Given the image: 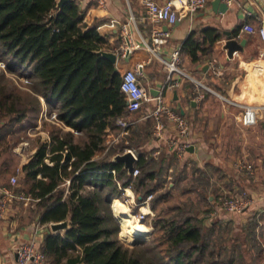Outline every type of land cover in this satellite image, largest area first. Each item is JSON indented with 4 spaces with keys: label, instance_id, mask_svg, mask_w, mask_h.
<instances>
[{
    "label": "trees",
    "instance_id": "obj_1",
    "mask_svg": "<svg viewBox=\"0 0 264 264\" xmlns=\"http://www.w3.org/2000/svg\"><path fill=\"white\" fill-rule=\"evenodd\" d=\"M58 1L0 0V61L5 60L10 71L27 73L33 91L49 110L78 132L59 126L49 141L37 147L20 176L25 194L36 199L35 213L42 222L69 219L65 235L49 234L41 244L47 263L259 264L264 256L259 230L263 214H253L237 225L221 219L207 223L210 209H201L198 203L209 202L203 191L211 185L210 172L186 162L178 167L170 148L154 156L155 148L143 146L152 136L150 118L130 126L124 141L106 150L105 136L117 131L116 119L135 117L127 111L120 90L122 73L129 65L123 59L113 63L96 52L103 48L104 37L93 26L85 28L79 0H66L62 7ZM221 35L216 25L195 27L180 53H187L193 63L199 61L204 44ZM18 90L10 80L0 84V138L3 128L22 120L29 108L39 112L43 106L38 96L29 100ZM125 146L137 152L136 176L123 162L113 160ZM185 179H190V186L182 192H198V201L177 203L166 213L158 210ZM127 186L137 201L154 194L150 244L127 245L118 236L110 204L115 198L124 199Z\"/></svg>",
    "mask_w": 264,
    "mask_h": 264
},
{
    "label": "crops",
    "instance_id": "obj_2",
    "mask_svg": "<svg viewBox=\"0 0 264 264\" xmlns=\"http://www.w3.org/2000/svg\"><path fill=\"white\" fill-rule=\"evenodd\" d=\"M156 1L163 3L167 0ZM79 4L85 13V28L93 26L99 31L104 37L103 48L117 52V62L120 60L122 23H127L136 42L144 37L151 45L155 28L168 30L170 32L168 43L160 45L159 49L160 55L167 60L171 59L175 49L180 50L181 44L193 28L216 25L222 29V35L218 39L211 44L209 42L204 44L205 51L200 53L201 60L193 63L187 53H180L178 64L184 73H177L174 76L173 82H178L176 86L169 85L165 65L147 47L133 50L123 61L129 65L128 68H133L135 63L151 58L149 62L143 64L146 76L142 82L149 84L148 87L144 85L147 91L152 95L161 93L176 113L183 114L189 119L191 146L183 159L177 156L176 158L178 167L186 162L210 172L211 185L203 191L204 195L209 196V202L205 204L206 208L210 209L206 213V222L221 219L224 222L236 221L242 224L246 223L253 214H263L259 230L260 236L264 235V130L262 127L264 39L259 31L243 30V25L247 22L252 23L256 28L260 27V19L264 16V0H236L228 5L229 10L226 12L216 11L210 0L205 8L193 15L186 14L173 25H168L164 21L151 22L146 17V10L141 0H103L102 2L79 0ZM248 10L252 14H248ZM227 33H231L238 41L245 40L244 49L235 50L232 56H229L224 48L228 38ZM212 57L217 58L224 69L223 76H215L209 66L205 68ZM176 90L177 99L174 96ZM250 104L259 106L258 121L247 125L241 116L245 106ZM153 106L149 105V107ZM147 107L148 104L144 109ZM132 114L136 117L141 112ZM148 118L154 125L156 124L154 117ZM161 119L167 122L163 136L160 138L151 136L143 145L147 148H155V151L159 150V152L169 149L167 140L176 134L175 124L166 119L165 113H161ZM58 122L64 130L71 129L78 135V132L70 126H66L60 120ZM37 147L35 145L32 148L14 149L12 153L10 152V157L14 160L13 164L10 160H1L0 153V186L10 185V177L16 174L18 182L15 188L24 192L20 186V176L23 175V166L29 162ZM134 152L137 156V152ZM158 155L159 153L154 156ZM238 159L253 162L254 173L249 175L237 171L234 162ZM171 177L169 175V178ZM229 193L248 195L253 197L254 201L243 212L230 213L220 209L213 216L211 213L216 210L219 197ZM197 195L199 198L198 192ZM134 197L136 198L135 193ZM35 206L36 199L30 196L28 199H15L8 205L3 216L0 215V264H17L15 248L19 242L37 239L41 245L49 234L65 235V229L52 231L51 222H42L40 215L35 213ZM261 243L264 246L262 240Z\"/></svg>",
    "mask_w": 264,
    "mask_h": 264
},
{
    "label": "built area",
    "instance_id": "obj_3",
    "mask_svg": "<svg viewBox=\"0 0 264 264\" xmlns=\"http://www.w3.org/2000/svg\"><path fill=\"white\" fill-rule=\"evenodd\" d=\"M98 1L102 2L103 0ZM234 1L236 0H221V2H224L227 5L233 3ZM141 2L145 7L146 17L151 22L156 23L164 21L168 25H173L176 21L182 19V17H184L186 14L193 15L197 11L205 8L210 0H167L163 3H159L156 0H141ZM248 14H252V12L248 10ZM243 26V30L247 32L259 31L262 38L264 39V16H262L260 19L259 28H256V26L249 22H247ZM121 29L122 44L119 52L120 59H127L131 52L135 49H139L140 47H147V49L154 55L158 56L163 65H165L168 71L167 80L169 85L176 86L178 82H173V79L175 78L174 74L184 73L178 64L180 50L175 49L172 52L170 60L164 59L159 53V49L161 47L160 45L168 43L170 32L161 27L155 28L152 33L151 45L144 37H142L139 42H136L127 23H122ZM150 60L151 58L143 59L142 62L135 63V66L133 68H125L122 73L120 90L124 94L127 102L126 109L131 113L140 111L141 114L136 117L122 115L116 119L118 126L117 131H111L105 136L106 150H108L110 147L117 146L122 143L124 141V135L129 131V127L137 122H141L148 117H154L156 119V124L152 128L151 132L152 136L156 138L162 137L165 129L167 128V122L161 119V113H165L166 119L172 121L176 126V134L167 140V145L174 151L177 157L183 159L185 156L184 154L191 146V124L189 119H187L183 114H180L178 112L176 113L167 105L166 101L164 100V96L161 93H159L158 95H152L147 91L146 87L142 83V79L146 76L143 69V64L149 62ZM208 63L211 72L215 76L220 77L224 75L225 71L221 67V64L218 63L217 58L212 57V59H210ZM199 97L197 98L199 99ZM149 102H154L155 105L153 107L148 106L144 109L145 105ZM258 114L259 106L250 104L245 106V110L242 113L241 117L245 124L250 125L258 121ZM127 150H131L136 156L134 150L131 147L125 146L123 152ZM158 153L159 150L155 151L154 155H157ZM234 167L237 171L249 175H252L255 169L253 162L244 159H238L237 161H235ZM138 172V168H133L132 175L136 176ZM10 178V185L0 186V215L2 216L6 211L8 205L15 201V199L29 198V196H26L23 191L16 190L15 186L18 182L17 175H12ZM70 180H67L68 184L70 183ZM127 187L123 188L124 193ZM153 195L154 194L150 193L146 197L141 199V201H137L135 197L133 198V200L126 199L127 202L130 201L139 206L140 212L138 215L137 213H135V217L137 220L143 223L146 218L152 219L155 216V212L151 209V199ZM253 201V197L239 193H229L221 195L219 197L216 210H214L211 214L215 216L220 209L228 211L230 213L243 212L252 205ZM143 206L148 207L149 212L142 211L141 209L143 208ZM15 251L17 255V264H48L46 253L41 249V245L39 244L37 239H29L19 242L15 248Z\"/></svg>",
    "mask_w": 264,
    "mask_h": 264
},
{
    "label": "rangeland",
    "instance_id": "obj_4",
    "mask_svg": "<svg viewBox=\"0 0 264 264\" xmlns=\"http://www.w3.org/2000/svg\"><path fill=\"white\" fill-rule=\"evenodd\" d=\"M8 63L5 60H1L0 61V84H2L3 82L7 80H10L11 82H13L16 87L19 89L18 91L23 93L24 95H27L30 99L29 100H33L34 101V96H38V98L41 101V104H43L41 110L38 112L35 109L29 108L26 116L20 120V121H15L13 122L12 125H8L5 126L3 128V136L0 138V153H1V160H10V162L13 164L12 158L10 157V154L12 153V151H14V149H20V148H26V147H33V146H39L41 144V142L43 141H49L51 134L53 133V131H56L59 129V122H58V118L55 117L56 113L54 111H50L49 108L47 106V104H45L44 99H42L43 97L39 94H36L33 91V79L31 77L28 76V74L26 73H21L20 70H15V71H10L9 69H7ZM2 73L4 74L2 76ZM168 74V71H167ZM177 74V73H176ZM174 74V76L176 75ZM142 83H144V85H146L148 87V83L143 81ZM201 86V85H200ZM202 87V86H201ZM35 94V95H34ZM42 97V98H41ZM167 105L170 107V103L167 102ZM155 105L154 102H149V105ZM171 108V107H170ZM154 127V126H153ZM125 143H129V140H125ZM29 144V145H28ZM11 152V153H10ZM171 180V179H169ZM173 182H170V185ZM190 186V179H185L183 180V182H181L179 188H175L173 189V195L171 197V199L168 202H163L161 203V205H159L158 210L163 211V212H168L169 207H171L172 205H175L177 203L180 202H184V201H190L189 199L193 200L194 202L198 201L197 198V192H192V193H184L182 192V189L187 188ZM134 195V193H133ZM115 199H119V198H115ZM114 199V200H115ZM129 200V196L127 194V191H125L124 194V199L121 200L123 202H126L127 205L129 204L131 207V211L135 214L137 213V215L139 214V206L135 205V203L133 202H127L126 201ZM114 200L111 202L110 204V208L111 211L113 212L114 217L116 218L118 225H119V233L118 236L121 239V241L124 244L127 245H131L134 243L137 244H150V238L153 234L154 229H151V225L150 224H146V223H150L151 219L150 218H146L144 220V223L149 227V231L146 234V236H144V240H139L136 241L134 239H131V237L137 236V235H141V231L144 230L145 227H139L137 226L135 229L132 228L133 225V220L128 219L127 217L123 218L122 216L117 215V212H115V209L112 208V204L114 202ZM199 207L202 209L203 207H206L205 204L206 202H201L198 203ZM196 204V205H198ZM114 209V210H113ZM155 212V211H154ZM156 213V212H155ZM124 225H122V223ZM210 221H207V223H209ZM233 224L237 225L238 223L235 221H232ZM132 223V224H131ZM143 223V224H144ZM125 226V227H124ZM130 228V230H127V228ZM122 230H123V234L125 236H128L131 240H125L122 236ZM131 233V235L129 234ZM262 242L264 243V235L260 236ZM136 245V244H134ZM247 257L249 255H246ZM264 259H258L257 263L262 264ZM154 264H162L161 261H157L154 260Z\"/></svg>",
    "mask_w": 264,
    "mask_h": 264
},
{
    "label": "water",
    "instance_id": "obj_5",
    "mask_svg": "<svg viewBox=\"0 0 264 264\" xmlns=\"http://www.w3.org/2000/svg\"><path fill=\"white\" fill-rule=\"evenodd\" d=\"M65 1L66 0H59L58 6L62 7ZM211 4H212V7L216 11L226 12L227 10H229L228 5L224 2H221V0H211ZM227 36L228 38L224 43L225 45L224 48L227 50L229 56H232L233 52L237 49L239 50L244 49V45H245L244 39L241 41H238L235 37H232L231 33H227ZM96 52L101 54L102 56L104 55L109 60H111L113 63L117 62L118 54L115 51L102 48L101 50H97ZM208 66L209 65L206 64L205 68H207ZM174 96H175V99H177V90L175 91ZM262 127L264 130V121H262ZM137 159L138 157L135 156L131 150L124 151L123 153H117L113 156V160L123 162L125 168H127V170L130 173L133 171V168L135 166ZM50 227L52 231H59L61 229H67L69 227V219L62 220V221H52L50 224ZM137 243H134V244H137ZM134 244H131V245H134Z\"/></svg>",
    "mask_w": 264,
    "mask_h": 264
},
{
    "label": "bare ground",
    "instance_id": "obj_6",
    "mask_svg": "<svg viewBox=\"0 0 264 264\" xmlns=\"http://www.w3.org/2000/svg\"><path fill=\"white\" fill-rule=\"evenodd\" d=\"M126 191H127L128 196H129V200H133L134 195H133V191L131 190V188L127 187ZM112 208L115 209V212H117V215L122 216L123 218L127 217L128 219L133 220V222H134L133 225H132L133 229H135L137 226L142 227V225H143V227H145L144 230L141 231V235H137V236L131 237V239H134L136 241L145 239L144 236H146V234L148 233V231L150 229L145 223L143 224V222H141V221L136 219L135 214L131 211V207H130L129 204L127 205L126 202H123L120 199H115L114 203L112 204ZM141 210L144 211V212H149V209L146 206H143V208ZM122 225H124V224L122 223ZM127 230H130V228H127ZM135 231H136V229H135ZM130 232H131V230H130ZM122 236H123V238L125 240L126 239L127 240H131L128 236H125L123 234V230H122Z\"/></svg>",
    "mask_w": 264,
    "mask_h": 264
}]
</instances>
